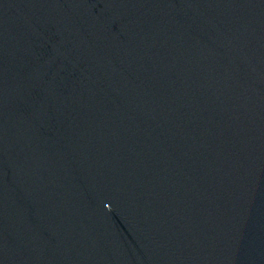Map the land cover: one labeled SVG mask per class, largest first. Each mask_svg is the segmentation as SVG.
<instances>
[{
  "label": "water",
  "instance_id": "obj_1",
  "mask_svg": "<svg viewBox=\"0 0 264 264\" xmlns=\"http://www.w3.org/2000/svg\"><path fill=\"white\" fill-rule=\"evenodd\" d=\"M0 264H264V0H0Z\"/></svg>",
  "mask_w": 264,
  "mask_h": 264
}]
</instances>
